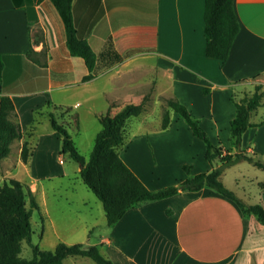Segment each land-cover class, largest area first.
Returning a JSON list of instances; mask_svg holds the SVG:
<instances>
[{
  "label": "crops",
  "instance_id": "crops-1",
  "mask_svg": "<svg viewBox=\"0 0 264 264\" xmlns=\"http://www.w3.org/2000/svg\"><path fill=\"white\" fill-rule=\"evenodd\" d=\"M32 2L33 18L26 0L18 5L0 0L4 61L0 98L8 94L15 103L23 135L13 144L18 142L20 155L24 141L30 142L37 130L35 110L40 102L67 105L70 101L79 108L90 101V94L56 100L54 93H68L99 78L110 85L97 93L105 111L117 109L122 90L134 87L120 79L147 67L199 79L204 76L200 61L206 60L217 63L230 86L253 77L264 84V0H234L240 30L224 61L206 55L205 0H73L78 35L90 42L98 56L95 76L89 80H83L89 72L84 59L68 49L64 22L53 2ZM150 55L158 56L161 68L145 60ZM207 83L211 93L213 87ZM26 119H33L27 135ZM46 137H38L32 159ZM132 144L130 138L125 157L120 154L135 171L129 152ZM263 225L256 214L244 213L234 200L204 187L130 207L109 225L101 242L115 264H264Z\"/></svg>",
  "mask_w": 264,
  "mask_h": 264
},
{
  "label": "rangeland",
  "instance_id": "rangeland-1",
  "mask_svg": "<svg viewBox=\"0 0 264 264\" xmlns=\"http://www.w3.org/2000/svg\"><path fill=\"white\" fill-rule=\"evenodd\" d=\"M157 57L150 55L145 60L161 68L160 61H156ZM200 64L204 76L199 79H193L191 76L179 77L175 72L167 70L161 73L159 69L157 73L150 67L140 71L134 70L120 79L121 82H130L129 84L134 87L129 91L122 90L123 99L112 112L119 110L125 103H137L145 96H149L144 111L126 121L125 143L120 147V152L124 158V150H127L124 147L132 138L133 144L129 152L137 165L135 172L151 189L185 179L188 173L182 167L184 163L192 165L190 174L209 171L212 164L219 163V161L211 163L205 158V142L192 132L181 115L170 108L167 103V98L170 97H178L187 105L193 116L200 120L211 140L220 144L224 152H235L242 148L246 154L264 161V124L250 126L243 134L240 147L234 143L230 127V121L236 112L231 94L234 93L236 98L244 97L245 93L255 90V84L261 78L253 77L230 86L228 79L223 78L217 63L203 60ZM205 82H209L207 84L213 87L211 93L204 92ZM109 86L104 79L99 78L85 86H75L68 93H54L56 100H65L62 96L66 95L76 98L90 94L92 97L79 108H73L70 101L65 105H71L73 111L81 112L80 128L78 130L70 128L69 131L86 159H89L96 135L101 129L97 112L106 110L97 93L100 94ZM39 104L41 105L35 110L34 122L36 124L34 128L37 127V130L30 143L36 147L39 136L47 137L40 143L37 156L33 159L31 157L28 163L21 159L19 148H16L18 142L13 144L9 157L0 163V184L7 177H15L27 182L35 192L40 208L34 209L32 214V238L41 248L52 250L60 241L69 244L79 242L85 245L98 244L101 251L109 256L107 248H104L106 244L101 242L104 239L103 235H108L109 227L102 201L84 182L80 174L81 165L68 155L59 153L61 139L52 129L50 121V111H54L53 107L48 103ZM166 111L171 115V125L164 129L162 119ZM57 115L63 116V119L70 117V113L67 114L64 110H58ZM263 119L264 104L253 114L251 120L258 123ZM31 122L33 119L23 120L26 135L31 133ZM222 180L246 202L260 203L264 206V168L249 160H242L226 167L222 173ZM22 254L31 255L30 245L26 242ZM65 264L97 263L87 256H69L65 259Z\"/></svg>",
  "mask_w": 264,
  "mask_h": 264
},
{
  "label": "trees",
  "instance_id": "trees-1",
  "mask_svg": "<svg viewBox=\"0 0 264 264\" xmlns=\"http://www.w3.org/2000/svg\"><path fill=\"white\" fill-rule=\"evenodd\" d=\"M18 5L19 0H14ZM33 0H26L30 17L33 18ZM57 8L65 26L66 42L72 55L81 56L89 70L83 80L95 76L98 56L90 42L78 35L74 22L73 0H51ZM205 37L206 55L211 58L226 60L231 46L240 30L234 0H205ZM4 61L0 53V79ZM204 91L208 93L209 87ZM149 96L140 102L127 103L119 110L112 112L108 108L98 114L101 129L98 131L89 159L77 148L69 129L80 128V114L73 111L71 106L55 104L47 101L54 111H50L52 129L61 139L60 153L81 165L80 174L87 186L102 201L108 225L118 222L132 206L144 202L161 200L179 193L182 190L198 191L209 187L216 192L234 200L244 213H254L264 223V206L260 203H248L235 191L228 188L223 180L224 169L242 160L254 162L264 168V161L246 154L242 148L235 152H224L220 144L214 143L207 131L200 124V120L193 116L190 109L177 97L167 98L172 110L181 115L189 124L192 132L206 144L205 158L212 164L209 171L190 174L192 165L183 164L188 176L178 183L170 184L158 189L149 188L136 172L125 162L120 154V147L125 143V124L131 116L141 114ZM236 112L230 121L231 137L236 146H241L243 134L250 126L264 124V119L258 123L251 118L259 107L264 104V84H255V90L245 93L244 97L236 98L231 94ZM64 110L70 117L63 119L57 111ZM16 106L10 95L4 94L0 98V163L7 157L12 144L22 138L23 131L16 119ZM171 125V115L166 111L162 119V128ZM33 155V146L26 140L21 149V159L28 163ZM40 205L31 186L18 178L7 177L0 184V264H65L69 256H87L97 264H115L100 249L98 244L58 242L52 250L43 249L33 242L32 214ZM31 248V255L24 256V243Z\"/></svg>",
  "mask_w": 264,
  "mask_h": 264
}]
</instances>
